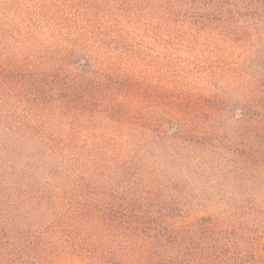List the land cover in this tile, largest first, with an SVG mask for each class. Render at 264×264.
<instances>
[{"label":"trees","instance_id":"1","mask_svg":"<svg viewBox=\"0 0 264 264\" xmlns=\"http://www.w3.org/2000/svg\"><path fill=\"white\" fill-rule=\"evenodd\" d=\"M152 4L264 51V0ZM42 25L51 29L30 21L15 36L0 18L1 40L15 42L13 61L0 62V264H264L253 230L264 207V68L222 141V172L245 187L221 219L195 216L176 149L207 145L220 115L203 121L182 98L144 112L127 83L116 90L119 66L95 50L104 42L90 25L41 40ZM150 144L167 151L166 166Z\"/></svg>","mask_w":264,"mask_h":264},{"label":"rangeland","instance_id":"2","mask_svg":"<svg viewBox=\"0 0 264 264\" xmlns=\"http://www.w3.org/2000/svg\"><path fill=\"white\" fill-rule=\"evenodd\" d=\"M152 2L0 0V18L2 22L11 24L15 36L18 35L17 30L24 31L27 22L48 24L51 29L42 25L36 33L41 40L47 33L57 37L76 36L83 33L86 26L89 33L90 25V31L104 42L102 47L98 46L95 50L104 51L107 58L110 57L119 66L120 76L114 84L116 90L121 91L127 83L132 104L148 113L161 109L163 104L173 106L182 98L185 101L183 106L191 108L190 113L197 114L203 121L220 115L219 124L209 130L213 133L208 135L210 139L207 145L191 146L187 150L178 148L176 151L181 153L186 164L182 165L184 174L178 176L186 187L183 196L187 197V207L182 201L183 207L190 208L188 210L195 216L211 215L221 219L222 210H229L226 204L230 206L234 203V196L241 195L245 187L240 186L238 178L229 179L222 172V141H226L231 132L228 127L232 124L231 118L235 117L237 108L250 102V98L244 94L245 88L250 87L257 72L264 68V51L259 54L258 49L254 50L255 42L245 45L243 39L225 34L221 26L213 22L207 28L199 18L192 17L189 21L180 12L174 16L167 15L165 10ZM1 41L0 62L5 66L13 61L11 52L15 42L0 38V46ZM5 42L10 44L9 51L3 49ZM61 43L67 44L65 40ZM117 54L120 56L117 57ZM5 103L11 106V102ZM138 130L143 131L140 128ZM118 132L126 134L127 130ZM141 138H135L129 147L137 146ZM145 149L167 165V151L159 152L158 147L151 144ZM189 157H194L195 163L188 162ZM202 162L206 165H201ZM253 219L256 220L253 230L261 240L262 248L264 207L261 214Z\"/></svg>","mask_w":264,"mask_h":264}]
</instances>
